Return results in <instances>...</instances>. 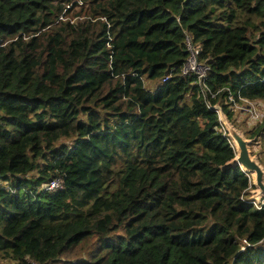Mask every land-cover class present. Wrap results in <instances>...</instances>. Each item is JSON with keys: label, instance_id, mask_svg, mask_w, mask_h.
<instances>
[{"label": "trees", "instance_id": "16d2710c", "mask_svg": "<svg viewBox=\"0 0 264 264\" xmlns=\"http://www.w3.org/2000/svg\"><path fill=\"white\" fill-rule=\"evenodd\" d=\"M70 1L0 0V264H264L213 110L264 101V0H84L106 22L57 23ZM187 39L213 97L181 75Z\"/></svg>", "mask_w": 264, "mask_h": 264}, {"label": "water", "instance_id": "95a60500", "mask_svg": "<svg viewBox=\"0 0 264 264\" xmlns=\"http://www.w3.org/2000/svg\"><path fill=\"white\" fill-rule=\"evenodd\" d=\"M213 110L217 112L220 125L235 151V157L222 168L239 167L242 172L246 173L250 177L252 185L249 201L260 203L264 197V166L252 151L256 139L247 137L237 129L219 105H215Z\"/></svg>", "mask_w": 264, "mask_h": 264}, {"label": "rangeland", "instance_id": "374dc122", "mask_svg": "<svg viewBox=\"0 0 264 264\" xmlns=\"http://www.w3.org/2000/svg\"><path fill=\"white\" fill-rule=\"evenodd\" d=\"M70 7L68 8V12H66V15L64 16L65 21L61 23H68L73 26H77L84 22H101V21H93L95 18H93L89 14V2L84 0H71L69 3H66ZM66 5H64L65 7ZM66 8V7H65ZM157 80H144V86L147 89L153 90L156 86ZM254 105H256L257 114L260 116L262 115V121L260 117H257L256 115L249 116L246 112L242 111L241 108L245 107L246 104L243 103H237L236 107L233 108L232 105H229V109L232 111V120L231 123L240 131H242L245 135L248 133L253 132L254 129L258 128L264 119V101L257 100V101H251ZM261 121V122H259ZM256 139V138H255ZM255 140V143L253 145L252 151L253 154L256 155L261 162V164L264 166V142L262 141V138L259 137ZM261 142V144L258 145V143ZM262 145V147H261ZM252 190V189H251ZM250 196V194H249ZM2 264H11L10 262H3ZM54 264H63L61 261L54 262Z\"/></svg>", "mask_w": 264, "mask_h": 264}, {"label": "built area", "instance_id": "2783aa9c", "mask_svg": "<svg viewBox=\"0 0 264 264\" xmlns=\"http://www.w3.org/2000/svg\"><path fill=\"white\" fill-rule=\"evenodd\" d=\"M65 7H66V9H68L70 6L66 5ZM98 20L102 21V22H106V20L102 17L95 18L93 21H98ZM63 21H65L64 13L59 15V17L57 18V23L63 22ZM186 47H187V50L189 52V56H188L186 62L184 63V65L181 69V75L184 77L195 76V78H196L195 82L200 89V93H203V95H205L206 92L209 93L212 97L214 95L218 94L222 90H218L215 93H212L210 91V89L207 87L206 78H207L208 67L205 65V63L198 60L199 52H200V46L193 45L190 42V40L187 39L186 40ZM163 81H165V79H163ZM227 103L229 105H232L233 108H231V109H234V107H236L237 103L246 104L245 107L241 108L242 111L246 112L249 116L256 115L257 117H260V119L262 118V115L259 116L257 114L256 105H254L251 102V100L242 99L239 97L238 102H237L234 100L233 96L228 95L227 96ZM261 121H262V119H261ZM261 121H259V122H261ZM58 185H59L58 181H56V180L52 181L47 186V189L50 191L54 190L58 187ZM251 203L254 205L255 208L261 209V207L264 206V197L262 198L260 203H256L254 201H251Z\"/></svg>", "mask_w": 264, "mask_h": 264}, {"label": "clouds", "instance_id": "9594fccd", "mask_svg": "<svg viewBox=\"0 0 264 264\" xmlns=\"http://www.w3.org/2000/svg\"><path fill=\"white\" fill-rule=\"evenodd\" d=\"M250 197V196H249ZM249 199V198H248Z\"/></svg>", "mask_w": 264, "mask_h": 264}]
</instances>
